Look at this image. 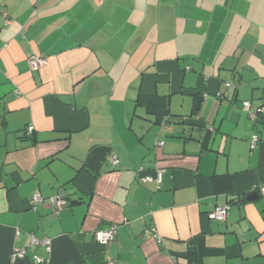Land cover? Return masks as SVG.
<instances>
[{
  "label": "crops",
  "instance_id": "crops-1",
  "mask_svg": "<svg viewBox=\"0 0 264 264\" xmlns=\"http://www.w3.org/2000/svg\"><path fill=\"white\" fill-rule=\"evenodd\" d=\"M244 101L264 107V0H0V264H264Z\"/></svg>",
  "mask_w": 264,
  "mask_h": 264
},
{
  "label": "built area",
  "instance_id": "built-area-1",
  "mask_svg": "<svg viewBox=\"0 0 264 264\" xmlns=\"http://www.w3.org/2000/svg\"><path fill=\"white\" fill-rule=\"evenodd\" d=\"M5 25H8V21H5ZM47 64H48V60L45 57L37 56L35 54H30L27 57V65L33 71H39V70L45 68L47 66ZM225 86L227 89H231L233 86V83L227 82L225 84ZM217 96L219 97L220 94H217ZM241 109L243 112H245L247 114L248 118L254 124H257L260 116L264 114V107L253 106L248 101H244L241 103ZM26 131H27V133H31L33 131V128L28 127ZM262 132L264 134V128H263ZM258 142H259V137L256 134H253L251 136V140H250V147L254 148ZM158 145L162 146L163 143L160 142ZM108 161L113 167L118 166L119 161H118V158L115 154H112L109 157ZM139 172H142V169H140ZM162 174H163L162 170L158 171L156 173V177H155L154 181L157 183H160ZM139 181H140V183H142L144 185L148 181H153V179L150 177H141V178H139ZM260 192H261V194H264V187L261 188ZM32 202H33V204H39V203L43 202V199L39 196V194H35L32 198ZM50 202L55 209L62 208L66 204L65 193L62 191L58 192L57 197L51 199ZM207 218L211 221H218V222L224 221L226 218V206L225 205H217L211 212H209L207 214ZM117 229H118L117 225H112L106 230H100V231L94 232L93 233L94 241L103 245V246L109 245L110 243L114 242L115 237L117 235ZM150 232L156 240L160 239L159 236L156 234L154 228H151ZM30 239H31L32 244H42L43 246H46L48 248V243H49L48 240H43L41 242H38L33 237H31ZM22 256H23V251L14 250L11 254L10 260L12 261V260H14L18 257H22ZM34 261L38 264H41L43 260L40 258H34Z\"/></svg>",
  "mask_w": 264,
  "mask_h": 264
},
{
  "label": "trees",
  "instance_id": "trees-1",
  "mask_svg": "<svg viewBox=\"0 0 264 264\" xmlns=\"http://www.w3.org/2000/svg\"><path fill=\"white\" fill-rule=\"evenodd\" d=\"M186 70H189V67H186ZM256 125L261 126V129L264 128V114L260 116L259 121ZM65 201H66V199H65ZM66 204H67V201H66ZM57 210H59V209H57ZM193 263H194V258L192 256H189V258L187 259V264H193Z\"/></svg>",
  "mask_w": 264,
  "mask_h": 264
},
{
  "label": "water",
  "instance_id": "water-1",
  "mask_svg": "<svg viewBox=\"0 0 264 264\" xmlns=\"http://www.w3.org/2000/svg\"><path fill=\"white\" fill-rule=\"evenodd\" d=\"M256 194L253 193V194H250L248 197H247V200H254L256 198Z\"/></svg>",
  "mask_w": 264,
  "mask_h": 264
},
{
  "label": "rangeland",
  "instance_id": "rangeland-1",
  "mask_svg": "<svg viewBox=\"0 0 264 264\" xmlns=\"http://www.w3.org/2000/svg\"><path fill=\"white\" fill-rule=\"evenodd\" d=\"M190 51V50H189ZM192 51V50H191ZM241 109V108H240ZM244 114L246 115L247 119L250 121V119L248 118L247 114L244 112Z\"/></svg>",
  "mask_w": 264,
  "mask_h": 264
}]
</instances>
